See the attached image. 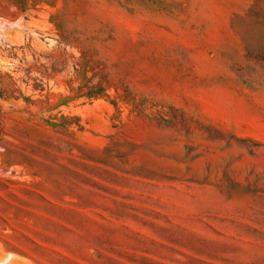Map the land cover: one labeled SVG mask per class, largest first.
<instances>
[{
  "label": "rangeland",
  "instance_id": "374dc122",
  "mask_svg": "<svg viewBox=\"0 0 264 264\" xmlns=\"http://www.w3.org/2000/svg\"><path fill=\"white\" fill-rule=\"evenodd\" d=\"M0 264H264V0H0Z\"/></svg>",
  "mask_w": 264,
  "mask_h": 264
}]
</instances>
